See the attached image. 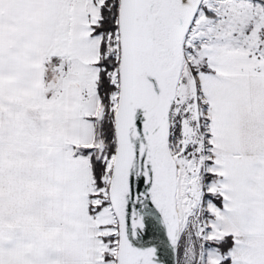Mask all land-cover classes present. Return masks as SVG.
Listing matches in <instances>:
<instances>
[{
  "label": "snow or ice",
  "instance_id": "6c2138e0",
  "mask_svg": "<svg viewBox=\"0 0 264 264\" xmlns=\"http://www.w3.org/2000/svg\"><path fill=\"white\" fill-rule=\"evenodd\" d=\"M0 264H264V0H0Z\"/></svg>",
  "mask_w": 264,
  "mask_h": 264
}]
</instances>
